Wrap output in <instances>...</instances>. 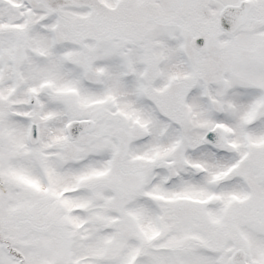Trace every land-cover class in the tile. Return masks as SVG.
<instances>
[{
  "label": "snow or ice",
  "instance_id": "snow-or-ice-1",
  "mask_svg": "<svg viewBox=\"0 0 264 264\" xmlns=\"http://www.w3.org/2000/svg\"><path fill=\"white\" fill-rule=\"evenodd\" d=\"M0 264H264V0H0Z\"/></svg>",
  "mask_w": 264,
  "mask_h": 264
}]
</instances>
